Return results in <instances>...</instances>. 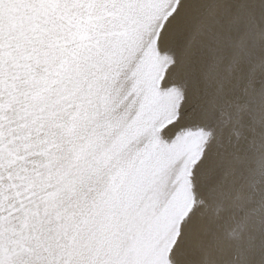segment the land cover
<instances>
[{"label": "snow or ice", "instance_id": "obj_1", "mask_svg": "<svg viewBox=\"0 0 264 264\" xmlns=\"http://www.w3.org/2000/svg\"><path fill=\"white\" fill-rule=\"evenodd\" d=\"M0 264H264V0H0Z\"/></svg>", "mask_w": 264, "mask_h": 264}]
</instances>
